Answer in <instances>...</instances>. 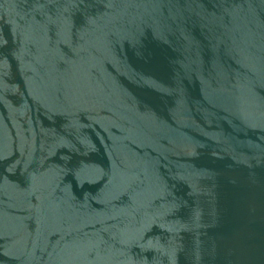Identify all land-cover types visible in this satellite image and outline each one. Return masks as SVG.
<instances>
[{"label":"water","instance_id":"95a60500","mask_svg":"<svg viewBox=\"0 0 264 264\" xmlns=\"http://www.w3.org/2000/svg\"><path fill=\"white\" fill-rule=\"evenodd\" d=\"M0 264H264V0H0Z\"/></svg>","mask_w":264,"mask_h":264}]
</instances>
